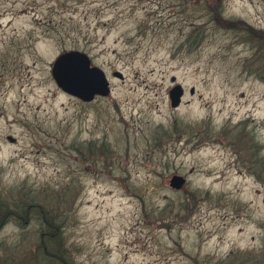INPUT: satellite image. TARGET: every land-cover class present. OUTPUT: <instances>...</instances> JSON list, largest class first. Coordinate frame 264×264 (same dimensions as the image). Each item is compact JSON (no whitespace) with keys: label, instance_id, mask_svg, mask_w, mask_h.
<instances>
[{"label":"rangeland","instance_id":"1","mask_svg":"<svg viewBox=\"0 0 264 264\" xmlns=\"http://www.w3.org/2000/svg\"><path fill=\"white\" fill-rule=\"evenodd\" d=\"M68 51L107 96L57 86ZM0 196L68 264H264V0H0Z\"/></svg>","mask_w":264,"mask_h":264},{"label":"water","instance_id":"2","mask_svg":"<svg viewBox=\"0 0 264 264\" xmlns=\"http://www.w3.org/2000/svg\"><path fill=\"white\" fill-rule=\"evenodd\" d=\"M114 76L122 79L119 72H114ZM52 76L58 87L64 92L74 97L90 102L94 96L105 97L109 94L110 88L104 72L96 66L91 65L89 57L79 51H68L58 56L52 65ZM174 81V77L171 78ZM183 89L181 85H174L168 92L170 106L179 105ZM193 89H190V94ZM10 141L14 139L7 137ZM183 179L179 176H173L170 179V185L179 188Z\"/></svg>","mask_w":264,"mask_h":264},{"label":"flooded vegetation","instance_id":"3","mask_svg":"<svg viewBox=\"0 0 264 264\" xmlns=\"http://www.w3.org/2000/svg\"><path fill=\"white\" fill-rule=\"evenodd\" d=\"M3 212H5L3 214ZM28 217V214L26 215ZM59 222H52L47 219H29L15 214L12 211H5L1 205L0 196V264H68L61 254L58 253L55 244L58 241L60 231ZM30 224L36 227L29 230ZM6 227L14 228L15 231H6ZM33 233V236L29 235ZM21 235V242L32 239L29 249L21 251L19 257L5 251L3 243L14 240ZM25 252V253H24Z\"/></svg>","mask_w":264,"mask_h":264}]
</instances>
